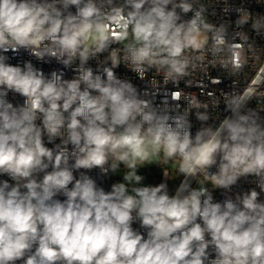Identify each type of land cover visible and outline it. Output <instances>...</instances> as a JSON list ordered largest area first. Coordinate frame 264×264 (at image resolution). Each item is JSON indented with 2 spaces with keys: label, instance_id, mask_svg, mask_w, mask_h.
Instances as JSON below:
<instances>
[{
  "label": "clouds",
  "instance_id": "obj_1",
  "mask_svg": "<svg viewBox=\"0 0 264 264\" xmlns=\"http://www.w3.org/2000/svg\"><path fill=\"white\" fill-rule=\"evenodd\" d=\"M112 11L102 23L96 0H0V53L23 48L66 68L80 60L76 77L65 80L62 71L45 76L30 61L22 69L0 55V176L9 178L0 180V264H264V117L241 111L251 93H225L230 115L193 136L192 109H207L195 97H185L183 112L158 115L117 77L116 50L102 72L84 67L110 40L126 41L129 29L124 59L132 71L143 78L155 67L165 82L191 76L208 53L239 69L243 44L228 39L225 25L209 24L203 5L183 21L181 13L193 11L187 0H124ZM250 21L264 34V18L250 13L236 26ZM9 93L23 104L10 102ZM180 96L174 92L172 100ZM196 119L206 124L210 115L197 111ZM161 153L215 188L231 191L241 177H256L259 191L214 202L205 187L180 196L169 195L164 183L142 185L139 168ZM121 165L128 169L124 182L110 191L88 175Z\"/></svg>",
  "mask_w": 264,
  "mask_h": 264
},
{
  "label": "built area",
  "instance_id": "obj_2",
  "mask_svg": "<svg viewBox=\"0 0 264 264\" xmlns=\"http://www.w3.org/2000/svg\"><path fill=\"white\" fill-rule=\"evenodd\" d=\"M175 2L178 3L179 0H175ZM187 2L193 5V11L188 12L186 15L181 13L183 21L190 20L194 16V12L199 10L200 5H203L204 11L202 12V16L209 24L215 25L216 27H219L221 24L225 25L228 39L235 43L243 44L240 55L242 66L239 69H234L231 63L223 58V54L221 57L213 58L212 54L208 53L203 64L197 68L195 73L191 76L184 77L178 82H165L163 71L157 72L155 67L148 70L144 77L141 78L136 72L132 71L131 62L124 59L127 45L123 44L124 41L117 42L115 40L109 41L110 47L102 54L97 53L95 57L90 56L84 67H92L94 74H96L97 67L100 66L99 70L102 72L104 66H111L110 60H107V65H105V61L109 53L116 50L120 54V66L114 70L117 77L122 82L130 83L135 90L133 95L137 99L147 101L158 115H164L166 112L173 110L183 112L188 106L185 97H195L202 104L207 105V109L204 107L192 109L189 119L192 123L191 132L193 136H195L199 128L207 126L215 127L219 124L220 120L230 115L229 112L225 111V93L229 94V98L233 96L238 98L239 94L248 91L251 93V96L241 111L247 112L248 109H252L259 112L261 117H264V34L258 35L251 28L252 21L242 28H237L236 26V20L242 14L246 15L250 13L252 20L264 18V0H187ZM96 3L101 7L100 22L109 23L107 16L115 15L112 9L123 5L124 0H112L111 4H109L108 0H96ZM146 7L148 6L146 5ZM168 7L171 8L172 5ZM237 9L244 10L245 12H237ZM71 10L75 11L74 8ZM129 10L126 8L124 14L126 15ZM177 12H180L179 8H177ZM116 31L119 32L121 29L117 27ZM129 31L131 30L129 29ZM245 37L247 38L246 43H244ZM0 55L8 57L4 63L13 66L19 65L22 69L24 68V62L30 61L45 76H50L53 71H62L65 80H72L76 77V68L80 64L79 57H77L73 60L72 66L66 68L63 64L58 63L55 58L46 56L44 60H38L23 48L18 52L9 50L6 53H0ZM64 59H67V57L65 56ZM222 65H225V67ZM81 87L83 88L84 85H81ZM174 92L181 94L179 100H172V94ZM7 99L14 105H22L24 102L23 97L14 93H9ZM205 110L209 113L210 119L206 124H202L196 119V113L197 111L203 113ZM173 114H175L174 111ZM171 122L169 120V123ZM59 142V140L56 141V143ZM46 146L51 148L54 145L46 143ZM210 171L215 172L216 168L214 167ZM74 174L78 177V173ZM88 175L94 178L98 186L104 188L105 191H110L111 185L114 184L112 172L108 175L101 176L98 169H93L88 172ZM185 178L183 177L177 190L182 187ZM6 179L9 178L7 176H0V180ZM200 179L205 183L200 187H196ZM256 179V177H241L238 183L232 187L231 191H228L226 189L215 188L203 173H197L187 189L191 190L205 187L212 194L214 202H222L228 197L234 199L236 194L256 188V183L254 182ZM177 190L173 195L178 194ZM256 190L259 191L258 188ZM184 195H187V191H184L181 196ZM59 198L61 200L64 199L62 196ZM260 199L264 201V193H261ZM133 227L139 229V224L135 223ZM139 230L146 236L144 229ZM17 264H22V261H18Z\"/></svg>",
  "mask_w": 264,
  "mask_h": 264
},
{
  "label": "rangeland",
  "instance_id": "obj_3",
  "mask_svg": "<svg viewBox=\"0 0 264 264\" xmlns=\"http://www.w3.org/2000/svg\"><path fill=\"white\" fill-rule=\"evenodd\" d=\"M207 35L210 36V33ZM132 42L131 31H129V37L123 44L129 45ZM151 160V163H146L139 168L138 174L145 177L142 185L155 186L164 183L167 185L169 195H173L185 175L179 171L180 161L178 159L166 161L162 153L159 157H152ZM127 171L128 169L121 165L116 172L112 173L113 183L124 182L123 176ZM203 183L205 182L202 179L198 180L196 187H200Z\"/></svg>",
  "mask_w": 264,
  "mask_h": 264
},
{
  "label": "bare ground",
  "instance_id": "obj_4",
  "mask_svg": "<svg viewBox=\"0 0 264 264\" xmlns=\"http://www.w3.org/2000/svg\"><path fill=\"white\" fill-rule=\"evenodd\" d=\"M185 177H186V175L184 176V178H185ZM193 177H194V176L187 175V177L185 178V181H184V183L182 184V187L179 189L180 191L178 192L177 195H180V196H181V195L184 193L185 188H187V187L190 185V183H191Z\"/></svg>",
  "mask_w": 264,
  "mask_h": 264
}]
</instances>
